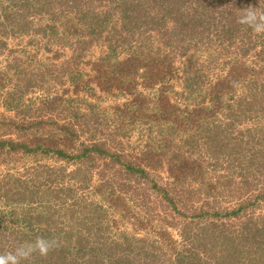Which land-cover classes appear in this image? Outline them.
Instances as JSON below:
<instances>
[{"label": "trees", "instance_id": "obj_1", "mask_svg": "<svg viewBox=\"0 0 264 264\" xmlns=\"http://www.w3.org/2000/svg\"><path fill=\"white\" fill-rule=\"evenodd\" d=\"M120 1L0 0V106L10 114H0V166L12 164L7 173H0V201H4L0 203L1 222L7 220V206L37 201L38 189L46 181L37 182V176L41 177L40 162L36 160L24 170L18 167L19 162L37 156V153L69 161L72 158L68 149L81 137L80 130L87 133L91 123L96 128L101 126L100 116L86 117L80 111L83 107L81 102L72 100V108L64 107L59 104L61 97L52 98L47 94L52 81L63 86L66 78L75 74V82L87 68L92 72L91 83L107 91L115 86L119 74L143 70V75L137 78V86L144 87L145 91L138 95L134 88L125 89L134 98L124 104L125 110L121 115H116L114 121L120 123L121 129L126 130L127 125L132 126L142 119L140 107L145 104L143 100L148 101L147 96L153 93V105L159 109L158 120L173 118L181 125V128L174 129V138L176 132L186 129L202 132L194 138L189 136L182 147L172 146L166 141L155 156L149 146V150L144 149L131 161L123 150L128 144L121 143L118 146L122 150L120 154L110 155L113 165H121L116 171L123 177L117 187L120 193L129 194V199L141 197L142 205L150 207V188L142 191L140 186L137 188L138 184L152 186L158 193H170L159 175L162 151L173 147L179 152L190 153L196 141L209 143L207 151L215 159L212 170L216 176H212L214 184L209 189L222 195L223 191L235 186L233 179L249 183L247 191L251 190L253 183L256 184L253 187L255 192L258 187L264 188V40L254 38L251 28L236 22L238 13L235 6L229 7L230 0ZM112 3L115 6L109 10H100ZM157 15L165 18L163 26L174 18L176 29L159 28ZM155 32H159L156 37L159 44L167 48L165 53L148 58L130 54L122 62L113 63L122 50L140 43L139 39L144 34L150 37ZM10 42H14L13 47ZM256 51H260L259 55L252 56ZM94 52L98 55L95 60ZM237 52H242L241 57L234 56ZM80 88L79 85L75 89L76 93L81 91ZM136 105L138 109L133 110ZM157 116L154 114L155 118ZM100 134L102 130L96 129V135ZM101 139L107 144L116 143L112 139ZM100 141L92 140L88 147L84 141L81 154L73 156L85 165V173L75 177L86 189L92 183L88 177L93 174L103 184L114 185V178L111 176L105 182L107 171L100 170L103 157L106 159L108 154V150L98 145ZM196 167L197 163L193 167L192 162L186 170V166L181 164L172 167L168 173L174 176V184L185 187L184 191L190 194L188 201L196 195L199 202L202 199L200 207L192 206V217L206 218V224L200 231L185 233L183 251L176 252L172 248L173 254L167 262L264 264V206L243 202L237 209H218L221 206L218 200L212 205L199 196L201 190L193 188L190 191L187 179L194 175ZM15 169L17 171L12 173ZM237 171L243 173L233 177ZM136 174H140L137 183H131L132 176ZM196 180V177L191 179L193 183ZM256 197L263 199L260 193ZM113 201L110 207L118 208L115 203L121 201L120 197ZM172 203L176 209L175 202ZM129 206L123 209L125 215L131 214ZM95 215L84 210L76 213L78 222L84 224L94 221L91 218ZM13 217L16 229L12 233L0 228V253L13 250L23 242L34 241L38 236L55 238L65 246L73 242L71 230H67L70 219L67 223L59 221L50 229L40 230L49 226L51 215L31 217L23 210L20 215L13 212ZM153 219H136L133 216L130 226L135 232L146 228V234H158L167 245L177 248L176 237L167 229L173 223L160 220L158 225H154ZM159 225L167 228H159ZM84 242L85 239L77 235L74 246L78 256L88 252L83 248ZM151 243L149 247L140 246L123 253L122 257L127 259L116 258V255L110 258L106 253L109 251L107 242L103 236H98L88 243L91 247L88 253L93 254L83 263L123 264L128 259H135L137 252H144L149 264H166L157 260L158 249L155 243ZM85 256L87 258V254Z\"/></svg>", "mask_w": 264, "mask_h": 264}, {"label": "rangeland", "instance_id": "obj_2", "mask_svg": "<svg viewBox=\"0 0 264 264\" xmlns=\"http://www.w3.org/2000/svg\"><path fill=\"white\" fill-rule=\"evenodd\" d=\"M121 1L123 2V0ZM261 2L264 3V0H261ZM228 5L229 7L235 6V11L239 14L240 9H243L249 5L260 7V0H230ZM113 6H115L114 3L109 4L107 7H102L100 10H109L110 7ZM223 6H226V4ZM155 18H158V20L160 19V21L157 23L159 28L165 30L170 29L171 31L176 29L174 26L175 24L173 23V20H175L174 18L168 20L167 26H163V20L165 18H162L159 15H157ZM147 20L150 21V19ZM149 23L152 24L151 21ZM252 35L256 39L257 37H260L264 40V34H256L253 32ZM158 36L159 32L151 34L150 37L144 34L139 39L140 43L133 44L131 48L124 50L125 52L122 50L121 54L119 53L114 58L113 63L122 62V60L130 54H140L145 58H148L149 56L159 55L157 53H165L167 48L162 44H159L158 38H156ZM142 39L144 41L141 42ZM10 46L13 47L14 42H10ZM259 48L261 49V47ZM259 52L260 51H256L251 55H259ZM147 53L149 55H145ZM262 53L264 56V50ZM93 55H95L93 60L98 58L97 52H94ZM241 55L242 52H237L234 56L241 57ZM44 57L48 58V56ZM65 58L66 56L63 59ZM249 59H251V56ZM82 72L83 76H80L79 79L75 80L77 83L76 85L74 82L75 74L67 77L64 81L65 85L63 86L52 81L51 86H49L47 89V94L52 98L61 97L59 104L61 106L62 104L65 105L64 107L72 108V100H75L78 103L81 102L83 107L80 109V111L83 114H86V117H101L99 121L101 126H99V128L102 130V134L96 135V129L99 128H96L94 123L90 124V129L87 128V133L81 132L80 130L81 137L78 138L75 143H73L72 148L68 149V151H71L70 154L72 158L69 159V161L51 156V154L49 156H44L41 153H37V156H34L37 158L28 157V159L25 158L23 162H19L18 167H23L22 170H24L29 166V164H32L33 162H40L41 165L39 167V173L41 174V177L39 178L37 176V182L41 183L44 180L46 181L43 182V185L38 189L36 199L37 201L33 203L27 201L24 202V204L14 203L10 206H7V210L5 211L6 216H8L6 217L7 220H3L2 222L0 221V228H5L4 230H8L9 233H12V231L16 229V224L12 221L14 218L13 212H15V215H20V213L25 210V213L29 214L31 217H36L38 215H51L50 223H48L49 226H44L40 230L50 229V227L54 226V224L59 221L62 223H67L68 219H70L71 224L67 225V230H71L73 235L71 240L73 242L71 244H67V246L59 243V247L51 251L47 257H40L37 254L31 261H24L25 263L28 262L27 264H33L36 260V264H84L83 261L90 259V254H93V252L90 254L88 253L91 251L89 250L91 247L88 243L95 241L98 236H103V240L105 239L107 242V249L109 251L106 253L110 256V258L116 255V258L121 256L122 259H127L122 257L123 253L131 251L133 248L136 249L140 246L149 247L152 245L151 242H153L158 249L157 260L161 263L167 262V260L173 254V249L176 250V252L183 251V235L188 232L195 233L196 231H200L203 224H206L207 220L206 218L192 217V206L194 207L195 205L200 207L202 204V199L199 202L196 195L192 201H188L187 198L190 194L184 191L185 187L181 188L178 183L174 184L172 180L174 176H170L168 173L172 167H176L181 164L186 166L187 170V167H191L192 162L193 167L194 164L197 163V167L194 168V175L191 174L190 178L188 177L187 179L189 189L190 191L193 190V188L195 191L201 190L199 196L203 197L205 201L211 202L212 205H214V203L218 200L221 205L218 209H237L243 202H247L253 206H255V204L264 206V188L258 187V191L255 192V188L253 187L256 184L254 183L250 187L251 190L247 191L246 186L249 185V183L245 184L233 179L235 186L231 187L229 191H221L224 193L222 195H219V191L217 190L212 191V189H209L210 185L214 184L212 176H216L212 170V165L215 163V159L214 157H210L209 155L211 154H209V151H207V146L210 144L199 141L198 143H196L197 141L193 142L192 149L194 151L190 150V153H184V150L179 152L177 149H173V147H166V149L162 151L163 155H161L159 175L165 181L163 185L167 184V188L170 189L171 192L166 194L160 192L158 193L151 188L152 186H148L145 183L138 184L137 188L140 186L139 188L142 191L150 188V207L142 205L143 202L141 197H137L136 199L134 196H132V198L129 199V194L124 195L120 193L117 187L123 177L122 174L119 172L116 173V171L120 170L119 167H121V165H113V157L110 155L120 154L122 150L118 146L121 143L123 144L124 142V144H128L123 150H125V154H128L127 159L131 161L132 158L135 159V157H138L139 153L144 149L149 150L147 148L149 146L152 147V154L155 156V154L160 152V146L166 141L172 146L178 145L182 147L184 145L183 143H186V139H188L189 136L194 138L196 136L202 135V132L195 129H191L190 131L186 129L184 132H176V136L174 138L172 136L174 129L181 128V125L175 123L173 118L167 120H158L159 109H155L156 104L153 105V93H150L152 95L147 96L148 101L143 100L145 101V104L140 107L139 112L143 114L141 115L142 119H139V121L132 126L127 125L126 130H123L121 129L122 127L120 126V123L114 120L116 115H121V112L125 110V108H123L124 104L129 103V101H132L134 98V96L128 95L129 91H126V88H129L128 90L134 88L133 90L138 95L141 94L142 91H145L144 87L140 85L137 86V78L143 75V70L135 71L132 74H119V76H117L119 78L116 77L117 83L108 91L102 87H98L96 83H91L90 74L92 72H90V68H87L86 70L83 69ZM79 85L81 87V91L76 93L75 89L78 88ZM116 89L119 90L117 91ZM177 90H180V87H177ZM137 109L138 105L133 106V110ZM119 110L121 111L119 112ZM0 114H5L7 116L10 115L1 106ZM154 114H158V116L155 118ZM81 122L85 123V121H80L79 123ZM101 138L107 140L112 139V141H116V143L113 144L112 142L107 144ZM99 139L101 141L98 145L103 150H108V154H106L107 158L104 159L105 157H103L100 170L102 168V170L107 171L108 176H106L104 180L105 182L111 176L114 178V185L109 186L108 184H103L101 180H99L98 176L93 174L89 175L88 177L92 183L89 184L88 188L86 189L81 187L78 179L75 177L85 173V165L81 159H76L73 156L81 154V151L83 150L82 144L84 141L85 146L88 147L93 143L92 140L97 141ZM103 144H105L104 147ZM72 150L76 153L72 152ZM9 169H12V164L0 166V173L5 174ZM16 171L17 169L12 171V173ZM239 173L243 172L237 171L233 177L237 176ZM139 176L140 174L133 175L131 178V183H134L135 181L137 183ZM194 177L197 179L195 183L191 181V179ZM236 182L238 187L236 186ZM44 183H49L51 185L49 186ZM100 185H102V187H99ZM171 193L172 197L170 199ZM258 193H260L263 199H257L256 196ZM117 196H119L121 199V201H118V204L115 203L118 208H111L110 206L111 204H114L113 200ZM41 197L44 199L43 201L40 199ZM2 202L4 201H0V203ZM172 202H175L176 205H174L176 206V209L172 207ZM128 205H130L129 207L131 209V214L125 215L123 209H125L124 207ZM83 210L90 213H96L95 218H91L94 221H89L87 224L78 222L79 217L76 216V213ZM262 214H264V211ZM133 216H135L136 219H143L145 217V220L149 219V217H153L154 219L152 221L154 222V225H158L160 220H166V222L169 221L173 223V225L169 224V227L167 228L166 226V228L169 230V233H173L176 237L174 238L178 242L177 248L174 245H167V242L163 241L161 236L158 234L152 233L151 236L146 234L145 232H148L146 228L145 230H139L136 232L133 231L130 226V220L133 218ZM72 217H74L73 220H71ZM45 227L46 229H44ZM160 227L166 229L164 225H159V228ZM77 235L78 237L80 236L84 238L87 244L86 246L84 242L83 248L88 252H82L80 256L77 255V250L74 246L75 241L77 240ZM10 243L12 244V242ZM97 246L100 247L99 245ZM95 253L99 254L98 252ZM84 254H87V258ZM123 264H149V258L144 254V252H137L135 259H128V261ZM166 264H170V261Z\"/></svg>", "mask_w": 264, "mask_h": 264}, {"label": "clouds", "instance_id": "obj_3", "mask_svg": "<svg viewBox=\"0 0 264 264\" xmlns=\"http://www.w3.org/2000/svg\"><path fill=\"white\" fill-rule=\"evenodd\" d=\"M236 22L251 28L256 34H264V3L260 0V7L249 5L240 9ZM57 247V239L38 236L34 241L23 242L13 250L0 253V264H23L24 261H31L37 254L47 257Z\"/></svg>", "mask_w": 264, "mask_h": 264}]
</instances>
